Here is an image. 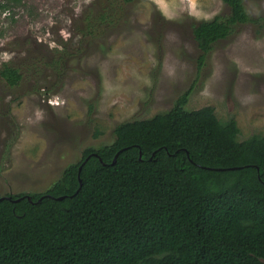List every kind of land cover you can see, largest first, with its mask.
<instances>
[{"label":"rangeland","instance_id":"374dc122","mask_svg":"<svg viewBox=\"0 0 264 264\" xmlns=\"http://www.w3.org/2000/svg\"><path fill=\"white\" fill-rule=\"evenodd\" d=\"M0 3V69L24 74L15 86L0 75V197L47 191L86 148L170 110L196 78L187 109L234 118L240 140L264 135V0H244L256 21L216 42L201 70L193 26L228 17L222 0Z\"/></svg>","mask_w":264,"mask_h":264},{"label":"trees","instance_id":"16d2710c","mask_svg":"<svg viewBox=\"0 0 264 264\" xmlns=\"http://www.w3.org/2000/svg\"><path fill=\"white\" fill-rule=\"evenodd\" d=\"M222 1L228 17L193 26L199 70L216 42L256 21L244 0ZM0 75L10 86L24 77L8 64ZM197 80L170 110L117 125L112 144L86 148L47 191L3 196L0 264H264V135L240 140L234 118L187 109Z\"/></svg>","mask_w":264,"mask_h":264},{"label":"water","instance_id":"95a60500","mask_svg":"<svg viewBox=\"0 0 264 264\" xmlns=\"http://www.w3.org/2000/svg\"><path fill=\"white\" fill-rule=\"evenodd\" d=\"M116 159H117V156L115 157V159H114L113 163H115V162H116ZM81 169H82V166H80V168H79V173H80ZM80 184H82V181H81V179H80ZM2 198H3V197H1V198H0V200H1Z\"/></svg>","mask_w":264,"mask_h":264}]
</instances>
